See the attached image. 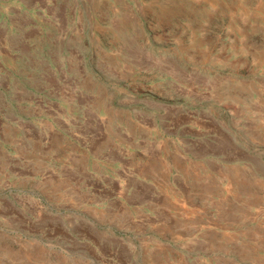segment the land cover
Segmentation results:
<instances>
[{"label": "rangeland", "instance_id": "rangeland-1", "mask_svg": "<svg viewBox=\"0 0 264 264\" xmlns=\"http://www.w3.org/2000/svg\"><path fill=\"white\" fill-rule=\"evenodd\" d=\"M0 264H264V0H0Z\"/></svg>", "mask_w": 264, "mask_h": 264}]
</instances>
